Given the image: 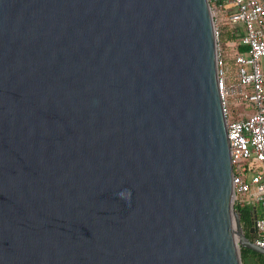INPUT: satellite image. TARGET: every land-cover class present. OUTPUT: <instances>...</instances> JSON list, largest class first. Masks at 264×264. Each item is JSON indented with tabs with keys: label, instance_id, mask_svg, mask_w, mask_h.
I'll return each instance as SVG.
<instances>
[{
	"label": "water",
	"instance_id": "water-1",
	"mask_svg": "<svg viewBox=\"0 0 264 264\" xmlns=\"http://www.w3.org/2000/svg\"><path fill=\"white\" fill-rule=\"evenodd\" d=\"M216 62L207 0H0V264L264 255Z\"/></svg>",
	"mask_w": 264,
	"mask_h": 264
},
{
	"label": "built area",
	"instance_id": "built-area-1",
	"mask_svg": "<svg viewBox=\"0 0 264 264\" xmlns=\"http://www.w3.org/2000/svg\"><path fill=\"white\" fill-rule=\"evenodd\" d=\"M207 1L233 168V206H254L252 241L264 248V0H225L222 5L219 0ZM225 22L244 27L241 45L246 52L234 51V42H222ZM226 45L234 51L231 56L225 52Z\"/></svg>",
	"mask_w": 264,
	"mask_h": 264
},
{
	"label": "trees",
	"instance_id": "trees-1",
	"mask_svg": "<svg viewBox=\"0 0 264 264\" xmlns=\"http://www.w3.org/2000/svg\"><path fill=\"white\" fill-rule=\"evenodd\" d=\"M225 0H219L217 4H223ZM244 35V27L239 25H231L227 22L223 23L221 27V39L224 44L227 42H234L236 52H246V47L241 45V39ZM235 209L240 213L241 224L245 231L246 236L252 241L254 234L250 233V229L253 227L252 212L254 206L239 207L235 206ZM257 209V207H256ZM240 255L242 264H249V260L254 261L255 264H264V255L254 252L252 250L240 247Z\"/></svg>",
	"mask_w": 264,
	"mask_h": 264
},
{
	"label": "rangeland",
	"instance_id": "rangeland-1",
	"mask_svg": "<svg viewBox=\"0 0 264 264\" xmlns=\"http://www.w3.org/2000/svg\"><path fill=\"white\" fill-rule=\"evenodd\" d=\"M221 19H222V21H223V17H221ZM227 47H229V46H228V45L224 46L225 52H226L227 56H231V55L233 54L234 51L228 49ZM258 208H259V206L257 205V209H258ZM249 264H255V262L249 260Z\"/></svg>",
	"mask_w": 264,
	"mask_h": 264
}]
</instances>
